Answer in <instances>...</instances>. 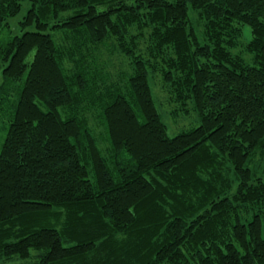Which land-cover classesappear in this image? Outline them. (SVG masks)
<instances>
[{
	"label": "trees",
	"instance_id": "1",
	"mask_svg": "<svg viewBox=\"0 0 264 264\" xmlns=\"http://www.w3.org/2000/svg\"><path fill=\"white\" fill-rule=\"evenodd\" d=\"M23 1L0 0V261L264 264V0H28L11 35ZM151 80L200 124L171 137Z\"/></svg>",
	"mask_w": 264,
	"mask_h": 264
},
{
	"label": "rangeland",
	"instance_id": "2",
	"mask_svg": "<svg viewBox=\"0 0 264 264\" xmlns=\"http://www.w3.org/2000/svg\"><path fill=\"white\" fill-rule=\"evenodd\" d=\"M30 7V2L28 0L23 1L22 9L20 13L9 21L11 26V35H20L22 30L19 26V21L26 15ZM6 33L2 34L1 37L5 38ZM248 37V34L246 35ZM151 85L153 87V94L155 97L156 104L160 110L162 120L168 127V134L172 137L184 130H188L197 127L200 124L199 117L197 113L193 110L191 104H189L187 110H179L177 106L171 105L168 100L167 93L161 91L160 84L151 80ZM176 110H179L178 113ZM175 112V113H174ZM34 253V252H33ZM0 264H35V259L31 258L28 260L14 259L12 261H0Z\"/></svg>",
	"mask_w": 264,
	"mask_h": 264
}]
</instances>
